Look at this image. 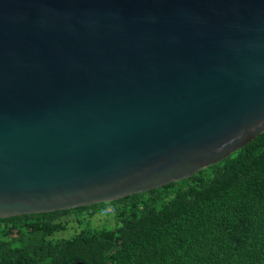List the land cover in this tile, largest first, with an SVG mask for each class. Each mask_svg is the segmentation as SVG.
Here are the masks:
<instances>
[{
    "label": "water",
    "instance_id": "obj_1",
    "mask_svg": "<svg viewBox=\"0 0 264 264\" xmlns=\"http://www.w3.org/2000/svg\"><path fill=\"white\" fill-rule=\"evenodd\" d=\"M262 133L264 0H0V219L159 189Z\"/></svg>",
    "mask_w": 264,
    "mask_h": 264
},
{
    "label": "trees",
    "instance_id": "obj_2",
    "mask_svg": "<svg viewBox=\"0 0 264 264\" xmlns=\"http://www.w3.org/2000/svg\"><path fill=\"white\" fill-rule=\"evenodd\" d=\"M110 204L113 229L68 239L53 238L64 217L104 204L0 219V264H264V133L188 179Z\"/></svg>",
    "mask_w": 264,
    "mask_h": 264
},
{
    "label": "rangeland",
    "instance_id": "obj_3",
    "mask_svg": "<svg viewBox=\"0 0 264 264\" xmlns=\"http://www.w3.org/2000/svg\"><path fill=\"white\" fill-rule=\"evenodd\" d=\"M99 208L91 216L88 211L72 212L64 217L65 229L54 234V239H68L79 233L81 230L89 227L93 230H111L116 226L113 215L102 216L98 213ZM91 216V217H90Z\"/></svg>",
    "mask_w": 264,
    "mask_h": 264
},
{
    "label": "built area",
    "instance_id": "obj_4",
    "mask_svg": "<svg viewBox=\"0 0 264 264\" xmlns=\"http://www.w3.org/2000/svg\"><path fill=\"white\" fill-rule=\"evenodd\" d=\"M98 213L102 216H109L115 213V208L112 205H105L98 210Z\"/></svg>",
    "mask_w": 264,
    "mask_h": 264
},
{
    "label": "clouds",
    "instance_id": "obj_5",
    "mask_svg": "<svg viewBox=\"0 0 264 264\" xmlns=\"http://www.w3.org/2000/svg\"><path fill=\"white\" fill-rule=\"evenodd\" d=\"M107 204L111 205L110 203H106V204H104L103 206H105V205H107ZM113 215H114V214H113Z\"/></svg>",
    "mask_w": 264,
    "mask_h": 264
}]
</instances>
